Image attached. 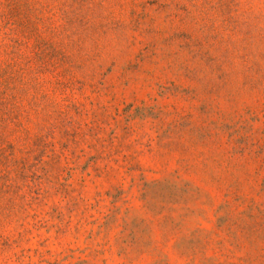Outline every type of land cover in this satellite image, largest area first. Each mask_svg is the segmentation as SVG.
Instances as JSON below:
<instances>
[{
    "label": "rangeland",
    "instance_id": "rangeland-1",
    "mask_svg": "<svg viewBox=\"0 0 264 264\" xmlns=\"http://www.w3.org/2000/svg\"><path fill=\"white\" fill-rule=\"evenodd\" d=\"M0 264H264V0H0Z\"/></svg>",
    "mask_w": 264,
    "mask_h": 264
}]
</instances>
